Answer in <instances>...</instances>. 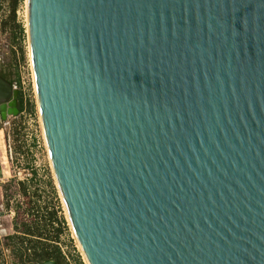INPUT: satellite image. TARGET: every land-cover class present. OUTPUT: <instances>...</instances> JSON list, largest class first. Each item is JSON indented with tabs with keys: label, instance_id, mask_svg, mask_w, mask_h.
<instances>
[{
	"label": "water",
	"instance_id": "1",
	"mask_svg": "<svg viewBox=\"0 0 264 264\" xmlns=\"http://www.w3.org/2000/svg\"><path fill=\"white\" fill-rule=\"evenodd\" d=\"M25 27L87 264H264V0H25Z\"/></svg>",
	"mask_w": 264,
	"mask_h": 264
},
{
	"label": "rangeland",
	"instance_id": "2",
	"mask_svg": "<svg viewBox=\"0 0 264 264\" xmlns=\"http://www.w3.org/2000/svg\"><path fill=\"white\" fill-rule=\"evenodd\" d=\"M25 36V0H0V76L22 101L0 118V264H87L49 164Z\"/></svg>",
	"mask_w": 264,
	"mask_h": 264
},
{
	"label": "trees",
	"instance_id": "3",
	"mask_svg": "<svg viewBox=\"0 0 264 264\" xmlns=\"http://www.w3.org/2000/svg\"><path fill=\"white\" fill-rule=\"evenodd\" d=\"M20 100H21L20 97L16 100L17 101V107H18L19 111H21V109H22V101H20Z\"/></svg>",
	"mask_w": 264,
	"mask_h": 264
},
{
	"label": "bare ground",
	"instance_id": "4",
	"mask_svg": "<svg viewBox=\"0 0 264 264\" xmlns=\"http://www.w3.org/2000/svg\"><path fill=\"white\" fill-rule=\"evenodd\" d=\"M25 30H26V27H25ZM28 57H29V54H28ZM45 142V141H44ZM65 209V208H64ZM67 215V214H66ZM87 263V262H86Z\"/></svg>",
	"mask_w": 264,
	"mask_h": 264
},
{
	"label": "flooded vegetation",
	"instance_id": "5",
	"mask_svg": "<svg viewBox=\"0 0 264 264\" xmlns=\"http://www.w3.org/2000/svg\"><path fill=\"white\" fill-rule=\"evenodd\" d=\"M4 79V78H3ZM1 215V214H0ZM43 262V261H42Z\"/></svg>",
	"mask_w": 264,
	"mask_h": 264
}]
</instances>
